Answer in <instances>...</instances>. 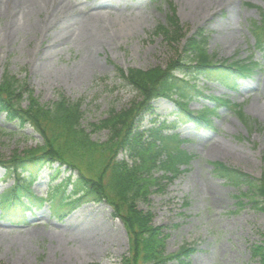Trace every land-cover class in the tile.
Segmentation results:
<instances>
[{
  "label": "rangeland",
  "instance_id": "1",
  "mask_svg": "<svg viewBox=\"0 0 264 264\" xmlns=\"http://www.w3.org/2000/svg\"><path fill=\"white\" fill-rule=\"evenodd\" d=\"M67 1L85 11L100 2ZM136 3L141 7L139 18L134 17L137 12L132 10ZM51 4L46 2L47 10L39 17L45 15L57 22L61 7L53 10ZM106 5L109 16L89 19L84 23L82 37L59 42L46 59L41 57L43 48L70 20L61 18L59 22L65 21L44 31L35 19L33 32L10 37L3 35L1 28L8 13H15L18 7L9 4L4 10L1 5L0 81L7 73L24 84L22 106H26L27 92L43 104L56 101L60 93L71 100L81 98V123L89 132V124L103 119L108 109L119 110L138 98L136 91L120 78L117 68H165L178 57L181 45L164 42L163 36L154 31L166 23L165 16L172 7L184 33L191 35L199 30L203 34L213 61L236 60L250 67L232 88L206 83L199 77L198 91L189 99L188 108L214 107L215 102L208 95L222 96L241 106L253 128L245 127L235 111L224 106L211 115L209 127L179 122L173 128L171 122L178 108L171 100L156 98L151 103L154 114L143 116L140 130L145 132L149 126L158 127L166 121L161 133H178L182 139L180 147L193 156L180 168L181 174L171 180L160 179L159 186L152 187L147 198L139 199L136 206L151 211L153 224L163 226L164 254H172L188 243L195 249L186 259L189 264H257L249 248L260 240L264 214L236 203L237 189L213 176L211 162L237 166L257 178L264 176V70L251 65L261 63V53L252 47L255 40L250 29L251 21L259 19L258 8L264 9V0H206L198 9L186 7L184 0H121L119 5ZM90 134L92 140L99 142L108 137L106 130ZM40 143L41 136L31 126L21 128L0 113L1 159L21 155ZM115 154V160L129 166L137 162L128 150L118 149ZM3 173L0 168V176ZM50 174L44 168L34 178L30 189L36 196L47 198L48 188L59 182L60 179L50 181ZM70 174L71 171H63L62 175ZM153 175L159 177L161 172ZM14 183L13 176L6 177L0 182V193ZM68 221H76L73 225L82 227L89 225L88 231L95 232L89 245L83 243L77 228L69 226ZM127 239L122 222L103 201L86 200L60 208L46 200L41 207H33L23 215L0 214V264H119L128 253Z\"/></svg>",
  "mask_w": 264,
  "mask_h": 264
},
{
  "label": "trees",
  "instance_id": "2",
  "mask_svg": "<svg viewBox=\"0 0 264 264\" xmlns=\"http://www.w3.org/2000/svg\"><path fill=\"white\" fill-rule=\"evenodd\" d=\"M258 18L251 21L250 29L255 40L252 47L260 51L261 63L251 65L264 70L263 8H258ZM165 22L154 31L163 36L164 42L181 45L178 57L169 61L165 68H117L120 78L136 91L138 98L119 110L108 109L103 119L89 124L90 133L106 130L108 137L104 142L92 140L81 123V98L71 100L60 93L56 101L43 104L27 92L26 106H22L24 84L15 76L3 75L0 113L21 128L31 126L41 136V143L21 155L12 154L7 160L0 158V168L4 170L0 182L9 176L15 181L0 193V214L15 216L21 212L23 215L33 207H41L46 200L60 208L86 200L107 202L112 214L122 222L128 238V253L121 257L119 264H166L168 261L189 264L186 259L195 252L193 246L184 243L174 253L164 254L163 226L154 225L151 211L137 208L136 202L146 199L150 189L159 186L160 179L176 178L181 166L187 165L193 155L180 147L182 139L178 133H161L166 121L160 122L158 127L149 126L145 132L139 125L144 115L154 114L152 101L164 98L178 108L171 122L173 128L179 122L209 127L211 115L216 113L217 107L224 106L235 111L242 124L252 130L253 122L243 115L239 105L227 98L211 96L214 107L188 108L189 99L198 91L199 77L205 82H218L232 88L238 77L247 75L250 67L236 60L213 61L212 54L207 53L203 34L199 30L191 35L184 33L172 7H169ZM118 149L128 150L137 162L129 166L115 160ZM43 168L49 169L50 179H60L48 188L47 198L36 196L30 189ZM211 168L213 176L237 189L236 203L249 205L264 214V176L256 178L220 161L211 162ZM63 171H71V174L64 176ZM155 172L161 175L155 177ZM259 235L260 240L251 243L249 250L257 264H264V230Z\"/></svg>",
  "mask_w": 264,
  "mask_h": 264
},
{
  "label": "bare ground",
  "instance_id": "3",
  "mask_svg": "<svg viewBox=\"0 0 264 264\" xmlns=\"http://www.w3.org/2000/svg\"><path fill=\"white\" fill-rule=\"evenodd\" d=\"M48 1L53 2V4H51V8L53 10L55 6L57 8L61 7L59 9V14H57V16H60L57 22L50 20L49 17L45 15L41 18L39 17L43 10H47L46 2ZM104 1L100 0V2L94 3L90 10L85 11L82 8H78L74 4L69 3L67 0H0V8L5 7L4 10L8 9L6 6L9 4L13 7H18V10L15 13H8L10 16L7 15L5 17L6 19L4 20L1 28L3 31L2 34L12 37V35L23 32H33L36 22L35 19L38 20L36 24H38V26L44 31L51 28L54 29L53 26L65 21L63 20L59 22L61 18L70 20L66 26H63L61 30L56 32L50 41L51 43L46 44L43 48L44 50L41 57L46 59L47 57H50L53 52H55L54 46H56V44L60 45L59 42L76 40L79 35L82 37L84 32L83 30L85 29L84 23H87L89 19H101L105 18V16H109L111 14L110 10H105V8H107V3L114 2L116 5H119L121 2V0ZM205 1L184 0L186 7H190L191 9H198V6L199 8L202 7ZM138 5L139 3H136V6L132 9L137 12L134 16L135 18H139V15L141 14V7ZM68 222V225L71 226L76 221ZM73 226L77 228L78 236L82 238L83 243H87L86 245H89L90 238L95 232L92 229L88 231L89 225L87 224L83 227L79 224H75ZM91 250L92 249L90 248L87 249L88 252Z\"/></svg>",
  "mask_w": 264,
  "mask_h": 264
}]
</instances>
